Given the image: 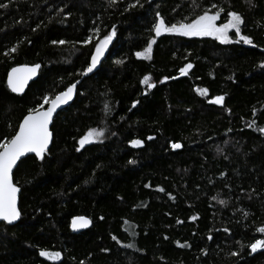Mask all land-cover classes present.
Instances as JSON below:
<instances>
[{
  "label": "trees",
  "instance_id": "trees-1",
  "mask_svg": "<svg viewBox=\"0 0 264 264\" xmlns=\"http://www.w3.org/2000/svg\"><path fill=\"white\" fill-rule=\"evenodd\" d=\"M0 4V142L47 106L43 97L80 79L96 45L116 33L55 117L44 159L15 169L21 216L0 224V264H264V247H250L264 240V0ZM220 8V23L233 11L243 17L252 44L155 33L161 17L171 26ZM153 39L150 58L138 56ZM33 64L38 78L14 93L9 71ZM89 129L104 135L81 147ZM76 216L92 226L73 233Z\"/></svg>",
  "mask_w": 264,
  "mask_h": 264
},
{
  "label": "snow or ice",
  "instance_id": "snow-or-ice-1",
  "mask_svg": "<svg viewBox=\"0 0 264 264\" xmlns=\"http://www.w3.org/2000/svg\"><path fill=\"white\" fill-rule=\"evenodd\" d=\"M114 2L115 0H109L110 4ZM137 4H139V0H137ZM0 7H7V5L0 4ZM213 7H215V5ZM222 11L223 8H220L216 12L210 14L209 11L205 10L203 14L192 19L189 23L180 22L179 24H171V26H167L163 17H161L159 22L155 25L154 30L157 36H159L162 31L178 32L185 36H216L221 41L227 43L232 39L228 33L230 30L234 29L235 34L240 37V40L244 43L252 44L253 40L251 37L241 34V25L244 23V20L237 12L233 11L228 13L230 19H228L226 23L217 24V20ZM157 15H159V13H157ZM115 34V28H113L112 32L105 36L104 39L96 45L95 53L91 57V64L85 70L86 73H91L93 69L96 68L107 44L112 40ZM91 39V37L88 38L89 41ZM52 43L64 44L65 41L61 40L57 42L54 40ZM153 43H155L154 39L142 53L138 52L137 55H143L150 58ZM11 51L15 52L16 48H12ZM118 62L122 63V61ZM40 67L39 64H34L32 66L22 65L13 68L8 77L9 86L14 92H22L28 80L36 74ZM192 67L193 65L189 63L185 68H181L180 72L184 74L187 69ZM164 79L167 80L169 77H164ZM142 82L149 87H155L154 84L150 83V76H145ZM75 88L76 84H72L67 87L66 91L57 94L52 99L48 96L43 97L44 103L49 104V107L44 109L43 104H41L38 108L30 110L29 114L24 117L23 122L19 125V130L10 139L4 138L3 141L0 142V220L12 223L19 219L21 213L17 207V194L19 193L20 188L13 182V168L18 166L17 161H20L21 157H24L26 153H35L41 160L44 159L52 137V133L49 130V124L52 120L53 113L61 104L67 103V101L72 98ZM196 90L201 95H206L208 92L207 89L198 88ZM214 102L216 104H223L224 96H216ZM133 106H135V103ZM103 135V129H89L80 139L79 144L83 147L86 143L91 142L93 139H99ZM149 139H151V137H149ZM131 143L133 145H141L143 144V141L133 140ZM172 147L180 148L181 144L174 143ZM220 203L224 204L226 202L221 200ZM192 219H196V217H192ZM77 220L82 222L79 225L80 227L90 223L87 218L77 217L73 221L74 228L77 227ZM258 230L264 233V227H261ZM258 246L264 247V240H256L250 247L252 251H256ZM39 254L50 259L59 258L61 256V253L59 252L53 254L46 250H41Z\"/></svg>",
  "mask_w": 264,
  "mask_h": 264
},
{
  "label": "water",
  "instance_id": "water-1",
  "mask_svg": "<svg viewBox=\"0 0 264 264\" xmlns=\"http://www.w3.org/2000/svg\"><path fill=\"white\" fill-rule=\"evenodd\" d=\"M151 1H154V0H151ZM94 53H95V51L93 52V54H94ZM107 53H108V50H107V46H106L103 55L100 57V62L96 65V68H94L93 71H92L91 73H86V71H85L80 79H78L77 81H75L74 83H72V84H76V88L74 89V92H73V96H72V98H71L70 100H68L67 103H65V104H61V105L56 109V111L53 113L52 120H51V122H50V124H49V130H50V132L52 133V137H51V141H50V143H49L48 150L51 148L52 141H53L52 125H53V123H54V119H55V117L58 115V113H59L60 111H62L63 109L67 108L69 105H71V104L74 102V100H75V98H76V94H77L78 86L80 85V83L82 82V80H83L84 78H86V77L91 76L93 73H95V72L100 68L102 62L104 61V59H105L106 56H107ZM93 54H92V55H93ZM91 57H92V56H91ZM90 64H91V58H90ZM33 65H34V64H33ZM39 65H40V64H39ZM20 66H22V65H17V66H15V67H13V68L20 67ZM29 66H32V65H29ZM40 66H41V65H40ZM13 68H12V69H13ZM40 68H41V67H40ZM40 68L37 70L36 74H35L30 80H28V82H27V84L25 85L24 90H23L22 92H14V91L12 90V88L9 86L10 89H11L14 93H17V94H22V93H24V92L28 89L29 85H30L33 81H35V80L38 78V76H39V72H40ZM12 69H11V70H12ZM11 70H10L9 73H8V77H9V75L11 74ZM7 82H8V78H7ZM72 84H71V85H72ZM8 85H9V84H8ZM69 86H70V85H69ZM66 89H67V88H66ZM66 89L63 90V91H66ZM63 91H61V92H63ZM61 92H60V93H61ZM58 94H59V93H58ZM53 98H54V97H53ZM47 107H49V104H47V106H46L44 109H47ZM27 115H28V114H27ZM23 119H24V118H23ZM23 119H22L21 123L23 122ZM21 123H20V124H21ZM18 130H19V127H18ZM18 130H17V131H18ZM31 155H34V156H36L38 159H40L35 153H26L24 157H21V160H20V161H17V165H18V164H19L24 158H26V157H28V156H31ZM16 168H17V167H14V168H13V173H12V175H13V182H14V171H15ZM14 183H15V182H14ZM18 187H19V186H18ZM20 192H21V189H20L19 193L17 194V207H18L19 211H20V206H19V201H20V200H19V195H20ZM20 213H21V211H20ZM20 216H21V215H20ZM77 217H84V218H87V220L90 221V223L86 224V225L83 226V227H80L79 225H80L82 222L79 221V220H77V221H76L77 227L74 228V227H73V221H74L75 218H77ZM19 220H20V217H19V219H17L16 221H14V222H12V223H8L7 221L0 220V224L3 223V222H5V223H7V224L14 225V224L18 223ZM92 223H93V222H92V219H91L90 217H87V216H76V217H74V218L72 219V221H71V230H72L73 233H80V232H83V231L89 229V228L92 226Z\"/></svg>",
  "mask_w": 264,
  "mask_h": 264
},
{
  "label": "rangeland",
  "instance_id": "rangeland-1",
  "mask_svg": "<svg viewBox=\"0 0 264 264\" xmlns=\"http://www.w3.org/2000/svg\"><path fill=\"white\" fill-rule=\"evenodd\" d=\"M211 14V13H210ZM229 19H230V17H229ZM220 21V17H219V19L217 20V24L219 25V24H223V23H220L219 22ZM227 22V21H226ZM226 22H224V23H226ZM164 31H162L161 33H163ZM228 35L232 38L231 40H234V39H236L237 41H242V40H240V37L239 36H237L236 34H235V30L234 29H232V30H230L229 31V33H228ZM213 37H215V38H217L216 36H213ZM218 39V38H217ZM220 40V39H219ZM221 41V40H220ZM245 44H247V43H245ZM247 45H249V44H247ZM95 139H93L92 141H94ZM91 141V142H92ZM90 143V142H89ZM87 144V143H86ZM260 248H262V247H259L258 246V248L257 249H260Z\"/></svg>",
  "mask_w": 264,
  "mask_h": 264
}]
</instances>
